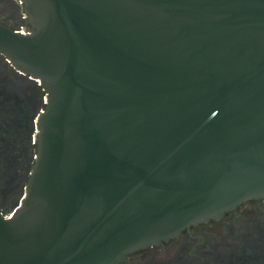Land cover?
<instances>
[{
    "label": "water",
    "instance_id": "1",
    "mask_svg": "<svg viewBox=\"0 0 264 264\" xmlns=\"http://www.w3.org/2000/svg\"><path fill=\"white\" fill-rule=\"evenodd\" d=\"M0 51L45 102L0 264H115L264 195V0H20Z\"/></svg>",
    "mask_w": 264,
    "mask_h": 264
},
{
    "label": "flooded vegetation",
    "instance_id": "2",
    "mask_svg": "<svg viewBox=\"0 0 264 264\" xmlns=\"http://www.w3.org/2000/svg\"><path fill=\"white\" fill-rule=\"evenodd\" d=\"M0 23L29 27L20 0H0ZM42 89L0 51V214L23 197L36 151ZM115 264H264V195L250 196L216 217L190 223L157 242L127 251Z\"/></svg>",
    "mask_w": 264,
    "mask_h": 264
},
{
    "label": "built area",
    "instance_id": "3",
    "mask_svg": "<svg viewBox=\"0 0 264 264\" xmlns=\"http://www.w3.org/2000/svg\"><path fill=\"white\" fill-rule=\"evenodd\" d=\"M25 30V28H19V31L20 32H23ZM45 102V95H44V92H42V100H41V107H40V109H39V111H41L42 110V105H43V103ZM35 131H36V128H35ZM35 155V154H34Z\"/></svg>",
    "mask_w": 264,
    "mask_h": 264
}]
</instances>
